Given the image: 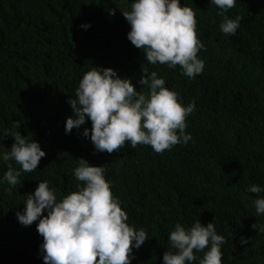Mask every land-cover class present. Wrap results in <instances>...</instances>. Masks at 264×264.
<instances>
[{"label":"trees","instance_id":"1","mask_svg":"<svg viewBox=\"0 0 264 264\" xmlns=\"http://www.w3.org/2000/svg\"><path fill=\"white\" fill-rule=\"evenodd\" d=\"M132 0H0V154L10 150L13 121L29 141L46 153L37 170L22 172L21 185L3 181L7 162L0 159V264H44L39 221L22 226L26 195L47 180L57 200L76 191L78 159L104 166L111 192L121 202L130 226L144 228L148 240L133 249L131 264H163L168 236L176 223L190 227L214 221L224 236L222 264H264V224L257 215L252 184L264 186V0H236L224 15L241 17L235 35L220 30L223 16L210 0H180L196 13V34L205 62L195 78L167 65L149 64L141 49L127 39L130 25L120 11ZM114 13V14H113ZM90 24L87 30L81 25ZM93 66L111 68L131 79L136 91L143 71L158 73L184 105L195 102L186 119L192 139L156 153L150 146L134 149L126 141L119 151L97 152L80 129L65 134L73 115L68 103L83 75ZM144 87V88H143ZM68 153L61 158L60 155ZM12 166L20 170L15 161ZM264 196V193L260 194ZM44 215H47L45 212ZM241 237L250 242L241 245ZM204 251L195 253L198 260ZM198 260L194 264H198Z\"/></svg>","mask_w":264,"mask_h":264},{"label":"clouds","instance_id":"2","mask_svg":"<svg viewBox=\"0 0 264 264\" xmlns=\"http://www.w3.org/2000/svg\"><path fill=\"white\" fill-rule=\"evenodd\" d=\"M236 0H210L223 16L220 30L225 35H235L241 26V17L231 19L224 15ZM130 25L127 39L141 49L149 64L167 65L189 78L201 74L205 62L198 57L204 48L196 34V13L188 6L181 7L180 0H132L130 11H120ZM114 14V13H113ZM85 30L90 24L81 25ZM138 83L149 89L146 96L136 91L131 79L121 78L111 68L93 66L87 71L69 98L73 115L66 120L65 134L85 128L83 136L89 138L97 152L109 154L119 151L127 141L134 149L138 144L150 146L156 153L170 150L177 144H187L191 134H186V119L196 110L195 102L184 105L179 94L169 90L165 79L153 71H143ZM143 87V88H144ZM20 121H13L7 136L14 138L10 150L0 154L7 162L3 181L12 188L21 185L22 172L37 170L46 153L35 140L29 141L18 130ZM69 155L63 153L59 158ZM15 161L20 170L11 164ZM73 170L81 184L76 191L57 200L55 188L47 180L38 182L34 193L26 195L23 212H17L22 226H31L37 220V232L43 237L40 254L44 264H131L148 234L144 228L130 226L121 202L111 192V182L106 180L104 166H90L83 158L76 160ZM246 192L256 194L255 211L264 215V186L252 184ZM47 215H44V213ZM264 233V224L252 225ZM170 245L163 255V264H194L195 253L207 251L198 264H222L224 236L217 234L214 221L203 226L197 219L190 227L176 223L168 236ZM250 241L241 237V245Z\"/></svg>","mask_w":264,"mask_h":264}]
</instances>
